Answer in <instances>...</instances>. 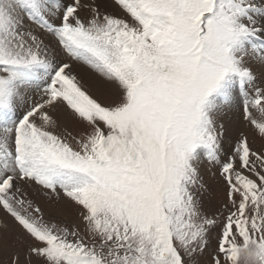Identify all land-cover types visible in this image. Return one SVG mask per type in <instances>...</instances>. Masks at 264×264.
Masks as SVG:
<instances>
[{"label": "snow or ice", "instance_id": "1", "mask_svg": "<svg viewBox=\"0 0 264 264\" xmlns=\"http://www.w3.org/2000/svg\"><path fill=\"white\" fill-rule=\"evenodd\" d=\"M236 107L253 137L225 150ZM58 108L74 130L55 131ZM257 137L264 0H0V212L14 225L0 264H264ZM204 164L219 207L203 202ZM29 189L79 223L45 219Z\"/></svg>", "mask_w": 264, "mask_h": 264}, {"label": "rangeland", "instance_id": "2", "mask_svg": "<svg viewBox=\"0 0 264 264\" xmlns=\"http://www.w3.org/2000/svg\"><path fill=\"white\" fill-rule=\"evenodd\" d=\"M83 67L87 69L85 66ZM257 86H261V81L259 79L257 80ZM85 89L88 90L90 94L93 95L95 98L101 100V102L104 103L108 102L109 99L108 91L97 92L96 90H91L89 87H85ZM62 112L64 114L63 109ZM237 113L240 116L239 109L237 110ZM57 123H58V127L55 129L57 133H63L68 130H74V125L68 119H66L64 115H63V119ZM237 123L238 125H236V127H233L231 124L230 125L224 124L223 145H225L224 146L225 150L228 149L230 141L234 140L241 131L247 133L250 139L253 137L252 131L244 126L242 120H239ZM237 127L241 131L239 130L237 131ZM262 143H264V141H261L257 137L255 138V141L253 143V147L259 148ZM202 166H201L202 167L201 174L205 184V190L203 191V202L206 207H213V208L219 207L220 202L224 198L223 182L220 180L218 175H213V173L216 171L215 169L209 170L207 164H204ZM28 195L29 198L33 199L35 204L41 207L45 219H52L53 222H56L61 225H73L79 223L78 210L74 204L64 199H60L59 201L56 200L49 201L48 198L43 195V193L36 195L33 193L31 189L28 190ZM4 220H6L4 224L13 225L11 219L6 217L4 213L0 212V226H3Z\"/></svg>", "mask_w": 264, "mask_h": 264}, {"label": "bare ground", "instance_id": "3", "mask_svg": "<svg viewBox=\"0 0 264 264\" xmlns=\"http://www.w3.org/2000/svg\"><path fill=\"white\" fill-rule=\"evenodd\" d=\"M109 10H111V9H109ZM67 62H69L72 65V67L70 69L71 74L76 75L84 87H89L91 90H96L97 92H102L101 90H99L97 88V77L90 70L85 69L83 67V65H80L74 61L68 60ZM238 109H239L238 107L233 108L230 111H227V114L221 115V120L223 121V123L225 125L231 124L233 127H236V125H238L237 122L239 120H241V117L237 113ZM50 114L52 115L53 119L56 120L57 122L61 121L63 119V115H64L62 112V109H59V108L50 110ZM238 127H237V131L238 130L241 131ZM202 167H201V169H202ZM5 221L6 220H4L3 225H4ZM8 225H10V224H8Z\"/></svg>", "mask_w": 264, "mask_h": 264}]
</instances>
